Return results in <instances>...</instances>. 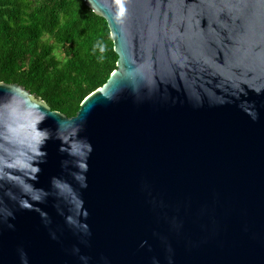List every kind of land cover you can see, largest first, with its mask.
Masks as SVG:
<instances>
[{
  "label": "water",
  "instance_id": "obj_1",
  "mask_svg": "<svg viewBox=\"0 0 264 264\" xmlns=\"http://www.w3.org/2000/svg\"><path fill=\"white\" fill-rule=\"evenodd\" d=\"M83 2L75 116L0 83V264H264V0Z\"/></svg>",
  "mask_w": 264,
  "mask_h": 264
},
{
  "label": "trees",
  "instance_id": "obj_2",
  "mask_svg": "<svg viewBox=\"0 0 264 264\" xmlns=\"http://www.w3.org/2000/svg\"><path fill=\"white\" fill-rule=\"evenodd\" d=\"M105 21L83 0H0V83L75 116L116 69Z\"/></svg>",
  "mask_w": 264,
  "mask_h": 264
}]
</instances>
